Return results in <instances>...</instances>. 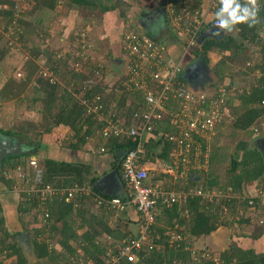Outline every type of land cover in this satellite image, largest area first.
Segmentation results:
<instances>
[{
    "label": "trees",
    "instance_id": "obj_1",
    "mask_svg": "<svg viewBox=\"0 0 264 264\" xmlns=\"http://www.w3.org/2000/svg\"><path fill=\"white\" fill-rule=\"evenodd\" d=\"M73 1L79 4L82 2L89 3L88 0ZM162 3L165 4L166 2L162 1ZM204 3L202 0H174L171 7L176 16L179 14L184 17L190 16L191 19H194L197 12L198 17H203L205 12L203 9ZM31 4L30 9L20 13L19 18L16 20L18 2L16 0H0V16H5L10 25L18 21L19 24L15 25V28H23V32H25L20 33L18 31L21 39H27L25 35L36 33L38 25H44L51 19L57 0H32ZM259 4L260 23L254 28L249 29L247 26H241L237 36L230 33L222 38H208L202 46L196 43L191 50L194 54V60L203 54L206 63L211 61L210 53L213 54L215 52L218 54L219 59L214 65V70L220 78V83L226 78L232 77L227 74L228 64L234 66L245 64L249 67L246 69L248 71L247 74L254 76V85L249 93L244 91L239 95L242 99V104L236 110V122L232 126V131H242V133H245L246 138L247 136L254 137L256 134L255 127L261 126L264 115V109L260 106L261 101L264 100V36H262L264 35V0H259ZM118 6L121 9V16L126 20V7L129 4L121 1ZM213 21L214 13L208 16L206 23L199 31V35ZM182 22L184 25V19ZM146 34L155 42L162 43L154 35ZM172 34L173 39L170 43L176 41L175 39L177 38L176 34L173 32ZM181 42L179 41L186 50V43L184 41ZM255 45L260 46L261 58L259 61L253 59V52L255 51L251 50ZM176 48L177 46L174 44L173 51ZM8 51V47L0 39V64L6 58ZM32 52L35 58H39L42 55L45 57L49 70L55 78L59 77L63 84L56 81L54 77L38 76L33 71L30 76L19 83H14L10 80L4 89L0 91V96L6 98L5 96L15 88L19 91L16 94H20L21 90L29 86L32 80H35L37 82V100L42 103L45 120L51 122V126L43 133H51L53 128L60 125L70 127L73 135L72 140L66 146L67 148L87 151L88 144H93L96 150L103 149L104 155L112 156L111 169L118 168L121 174L122 163H118L116 151L121 150L127 153L135 148L136 144L126 134L105 136L103 133V129L107 126L105 119L114 120L115 123H125L129 127L137 126L135 115L141 114L145 110L146 105L143 92L136 89L135 83L130 81L129 75L116 82L111 89L109 85L103 84L102 81L90 86L88 79L97 74L95 69L90 71L89 75L74 70L71 75H68V73H62L61 60L54 59L51 53H43L40 49H32ZM169 54L172 55L170 50ZM253 60L255 61L252 62ZM31 62L34 63L33 61ZM99 68L97 69L99 70ZM101 70H103L102 67ZM227 87L230 90L231 86L228 85ZM78 96L81 97L80 100L77 98ZM98 96L100 100L97 102L96 98ZM234 100V96L230 95L227 103L228 114L222 124L224 127L230 117L233 116L230 110L231 106L234 105ZM84 101L87 104L83 103ZM97 104L101 105L103 121L99 120V115L96 113L88 112L89 106ZM56 108H58V111L54 112ZM0 130L7 135H13L12 131ZM174 132L175 130H173L168 117L164 116L162 119L154 121L152 130L144 135L145 153L141 155L140 163L142 165L155 163L156 161L161 163V165L170 163L174 145L168 140L167 135ZM38 144H40V141ZM212 146L210 168H214L215 164L220 167L228 162L229 167L226 169L228 170V182L226 185H220V176H215L213 169H210L204 174V177H200L204 183L203 187L199 188L230 191L234 197L210 202L196 196L191 197L188 203L176 204L172 208L164 209L158 215L157 221L151 229V240H154V237L160 234V240H155V242L159 244L165 241L166 249L161 250L156 246L151 250L143 249L137 252L138 261L128 262L122 259L114 264L193 263L192 253L189 250L193 246V242L201 237L211 235L221 226L232 225L235 220L232 219L230 221V219L226 218L232 215L239 216L236 223L241 227L239 232H237L240 237H247V234L244 233L246 231L251 232L250 237L252 239H260L264 236V227H262L264 224V205L259 198L245 196L244 192L247 185H253L255 189L261 188L264 191L263 151L256 145L250 147L248 139L239 142L234 152L227 146L218 148L213 143ZM21 156L20 154L11 155L3 163L0 162V176H3L6 171L11 172L19 165H25L26 161H21ZM229 158H231V161ZM41 167L43 168L42 179L45 185H52L58 188L88 187L91 192L89 195L77 194L70 201L66 197H54L52 202L46 204V213L48 214L45 219L46 225L36 232L33 239V255L35 256L33 264H73L72 262L74 261L71 258L78 259L81 256L79 251L77 254V247L83 251L82 264H106L105 260L108 256H105L108 247L106 244L103 245L101 240L106 238L113 239L112 243H110L112 247L113 242H116V246L124 240H131L137 236L134 227L132 228L127 210L120 211L109 208L107 205L99 206L97 201H95L98 196L105 200L118 197L102 193L96 186V182L109 172L100 176L92 172V169L86 164L60 162L46 157L43 158ZM30 177L34 180L33 174ZM166 178L169 180H166ZM160 181H164L163 185L166 189L177 191H188L196 188L195 186L198 184L194 180H190L187 183L174 181L171 177L163 174H159L153 179L154 184ZM167 181H170V183H167ZM7 184H9L8 188L10 189L15 182L13 179H9ZM120 197L126 198V196L122 195ZM251 201H253L252 204L250 203ZM0 211H2L1 202ZM18 211L27 213L29 208L27 206L19 207ZM126 220L130 223H126L128 225L127 231H123V221ZM254 220L256 223L263 222L262 226L260 225V227L255 229L253 225L255 222L251 223ZM5 222V217L0 215V233L4 234L0 249L2 252H8L6 256L10 259L8 264H31L18 243L9 242L12 235H10L9 231L4 230L3 232ZM76 222L78 224L77 227L74 226ZM46 230L48 235H50L49 237L46 236ZM80 230H83V232L80 233ZM24 231H27V229ZM50 233L53 234L51 235ZM174 235L181 236L182 240L173 239ZM41 236L43 237L42 239L40 238ZM50 241H55V247L52 246L50 248L48 243ZM117 253L118 249L116 248L114 254L116 255ZM220 260L223 264H264V252L257 253L254 249H243L240 245H234L229 250L221 253ZM201 263L215 264L212 261ZM0 264H4V260H0Z\"/></svg>",
    "mask_w": 264,
    "mask_h": 264
},
{
    "label": "rangeland",
    "instance_id": "obj_2",
    "mask_svg": "<svg viewBox=\"0 0 264 264\" xmlns=\"http://www.w3.org/2000/svg\"><path fill=\"white\" fill-rule=\"evenodd\" d=\"M16 1L19 4L17 13L15 15L17 20L20 16V13H23L24 11L30 9V7L32 6V0ZM121 1L122 0H88L89 3L82 2L81 4H79L75 3L73 0H57V5L53 14L51 15V19L44 25H38L36 33H32L27 36L25 35L27 39L20 38L19 32H25H23V28H15V25L19 24L18 21H15L12 25H10L8 23V19L5 18V16L1 15L0 39L3 41L6 47H8L9 51L6 58L0 64V91L4 89V87L7 83L10 82V80H12L14 83H19L21 80H25L26 77L30 76L33 71H35L34 73H36V75L38 76L42 75V77H54L53 73L49 70L46 64L47 60L45 59V57L42 55L39 58H35L32 49H40L43 53H51L54 56V59L61 60L62 73H68V75H71L73 70L89 75L90 71L95 69L97 74L95 72L96 75L88 79V84L92 86L93 84L102 81L103 84L109 85V88L111 89V87H113L116 82L122 80L126 75H129L130 67H133L134 60L131 59L128 54L122 51L121 43H123V38L118 50L117 47H114L112 49V45H116L119 38H121L122 35L124 36L125 33L131 31H134L136 33L145 32V34L147 32L150 34L152 33V35L158 38L164 45L166 44L167 47H169L167 37H169L168 35L170 34L172 38V32H174L178 37V39H175L176 42L178 40L184 42L187 41L186 29L189 26L187 17H189V19L191 18L190 16L184 17L183 15L179 14L176 16L174 14V10L169 5L170 2H168V0H155V2H157L158 4V8L163 6L167 12L166 17L163 19V26L157 29L151 27L148 23H146L147 19L143 17L144 15L141 10L142 7L140 5L145 0H140L142 2L138 5L136 3H133V5H129L128 7H126V17L129 16L130 18H127L126 20L121 16V9L118 6V3H120ZM162 1L166 3L163 4ZM213 1L214 0H207L204 3V15L206 13L209 16L213 15L214 11L210 12L209 10L214 5ZM215 6L216 5H214V7ZM183 19L185 26L182 24ZM155 25H157V23ZM134 27L137 28L135 29ZM179 32H182L183 34L179 36ZM238 34L239 31H234L231 33V35L234 36H237ZM163 39H167L165 40V43ZM259 47L260 46L255 45L251 50L255 51L253 52V59L258 61L261 58ZM190 48L186 47L187 52L191 51L193 49V46ZM169 57L173 58L170 54ZM210 57L211 61H209V63H205L202 72L204 73L205 78L211 79V82L206 83L207 91L215 92L218 86L222 85L219 84L220 78L214 70V65L219 57L215 52L213 54L210 53ZM255 60H253L252 62H254ZM31 61H33L34 63H32ZM177 61L179 60L175 58L174 62ZM228 65L229 67L227 68V74H230V76H232L230 78L231 81H235V89L233 86H231L229 88V91L231 93V91L234 89V92L232 91L234 95L239 96L242 93L239 88L246 87L247 89V87L253 86L255 78L252 75H249V78H245V73H248L246 69L249 68L245 64H237L235 66L231 64ZM98 67H100L99 70L97 69ZM101 67L103 68V70H101ZM100 74L102 75L100 76ZM55 79L59 83L63 84L62 80L59 77H56ZM237 82H239L240 85L237 86ZM36 85L37 82L35 80H32L29 83V86L20 91V94H16L19 91L15 88L5 96L6 98L0 96V129L5 131H12L13 133V135H6L5 133L0 132V137H12L13 141H16L14 145H21L22 148L20 156L22 155L21 161H26V164L24 165L25 167H28L29 162L34 159L38 161V168L43 169L41 167L43 158H49L51 154H58L60 150L62 151L64 148H66L68 143L72 140L73 132L71 131L70 127L66 125H60L53 128L51 133H43L48 127L51 126V122H49V120H45L44 118L42 103L37 100L36 97L38 95L36 91ZM228 85L229 84H227L226 86ZM77 98L79 100L81 99V97L79 96ZM58 106L59 105L57 103V107ZM55 111L57 112L58 108H56L54 112ZM262 123H264V119L262 120ZM255 128H258L259 132H264V125L262 127L256 126ZM260 128H263V130L261 131ZM231 130L232 129L228 128L225 131L229 132V135L226 136V139L228 138V141H225L223 146L228 147V145H230L229 148L234 152L237 149L236 147L239 142L238 139L240 140L241 138V140L248 139L249 146L253 147V137L247 136L246 138L245 133H242V131ZM263 136L264 135L260 137ZM215 137L216 136H214L213 141L215 140ZM39 141L40 144H38ZM90 145L92 147H89L88 145L87 151H83L84 153H91L92 150H95L96 152V147H94L93 144ZM55 156L58 157L59 155ZM229 160L231 161V158H229ZM155 166H150L149 168L152 169L153 167L154 169H157V167L155 168ZM204 167L208 171H210V169H213V173L215 174V176H220V185L227 184L228 170L226 169L229 167L228 162L224 165H221L220 167L216 164L214 165V168H210V164L207 166L205 165ZM9 173H11V176L9 175ZM159 174L152 172L153 179H155ZM201 177H204V174H202ZM9 179H13L15 182V184L10 189L8 188L9 184H7ZM166 180L169 179L166 178ZM167 183H170V181H167ZM254 187L255 186L253 185H247L244 189L245 196L253 198L259 196V191H261L262 189H255ZM30 189L31 186L28 188L26 183L23 182L22 179L20 180L18 178V171H16L15 169H13L11 172L6 171V173H3V176H0V202L2 206L0 215L4 216L6 220L5 224L3 225V232L4 230L9 231L10 235H12V237H10L9 239V242L11 241L18 243V245L23 249V252L24 247H22L23 245L20 244V238L23 236V234H30V241L27 242H32L33 245V239L36 235V232L41 230V228L46 225L43 217L45 215L46 209H43L42 207L39 208L36 197L28 194V192H30ZM24 206H27V208H29V211L27 213L19 212V207ZM135 211L136 212H131V216L134 218H138V212L137 210ZM14 218L15 221H13ZM226 218L230 219V221L233 219L235 220V222L230 226H221L219 229L212 233L217 235L218 238L221 239V245L223 247L225 242L226 251L234 245L238 246L239 243H241L240 247H242L243 249L250 248L251 245L249 244V242L253 241L256 244H260V248H257V251L264 252V236L256 241H254V239L250 237L251 234H247V237H240L237 232H239L241 227L238 223H236L239 219V216L232 215ZM126 223L130 222L127 220L123 221V231H127L128 225ZM251 223H254L253 225L255 229L260 227V225L262 226L263 224V222L256 223L255 220ZM77 225V222L74 223L75 227H77ZM131 225L132 228L134 227L136 233H138L139 220L138 222L137 220H131ZM15 226H18L19 229L15 228ZM262 227H264V224ZM25 229H27V231H24ZM82 232L83 230H80V233ZM248 232L249 231H246L244 233ZM2 234L0 233V247L2 246L1 241L4 240V234ZM50 234L52 235L53 233ZM20 235L22 236L19 238ZM211 235L202 237L200 240V244L196 245L195 249L189 248L192 253L194 264H204L201 262L212 261H202L204 259L200 258H202L203 255H211L214 258H220V255L224 250L222 246L216 247L215 249L212 248V246L214 245L210 244ZM46 236H50L48 235L47 230ZM40 238L42 239L43 237L41 236ZM155 240H160V234L154 237V240H152L151 242L158 249H166L165 241L157 244ZM101 241L103 245L106 244V246L108 247L105 256H108V258H106L105 260L107 262L108 259H111L110 257H114V251L118 246H115L116 242H113L112 247L110 246V243H112L113 239L110 240L109 238H106ZM48 243L50 244V248H52V246L55 247L56 245L55 241H50ZM78 251L81 255L80 258H82L83 251L77 247V254ZM7 254L8 252H2L0 249V260H4V264H8L10 262V259L6 257ZM80 258H71V260L74 261L72 263L82 264L83 258ZM33 262H35L34 255L31 258L30 263L33 264ZM220 263L223 264L221 260Z\"/></svg>",
    "mask_w": 264,
    "mask_h": 264
},
{
    "label": "built area",
    "instance_id": "obj_3",
    "mask_svg": "<svg viewBox=\"0 0 264 264\" xmlns=\"http://www.w3.org/2000/svg\"><path fill=\"white\" fill-rule=\"evenodd\" d=\"M174 0H168L170 6ZM216 5L210 12L215 11ZM215 13V12H214ZM189 19L186 29L188 48L197 43L199 31L206 23L208 14ZM183 33L179 32V36ZM123 51L133 59V67H130V81L135 83L136 89L141 90L145 96V110L136 114L137 126H128L125 123H115L114 120L105 119L107 126L103 129L105 136L126 134L135 142V148L125 153L122 160L121 179L127 188L126 198L114 197L111 200L97 197L98 205H107L120 211L128 206L136 208L139 213V230L137 236L131 240H124L118 244V253L110 257L106 264H114L124 259L128 262L138 261L137 252L154 248L151 242V229L157 221L159 214L166 208H172L176 204L188 203L191 197H201L210 202L224 198L234 197L230 191L218 189L196 188L188 191L166 189L162 182L153 183L152 172L171 177L174 181L189 180L192 172H208L205 165L210 164L213 138L218 129L226 120L230 91L226 85H219L215 92L194 93L183 79L184 66L180 61L174 62L169 57V48L163 43H157L145 33L127 32L123 36ZM97 102L100 100L98 96ZM83 101V100H82ZM83 103L87 104L86 101ZM170 104V105H168ZM264 109V100L261 101ZM101 105L89 106V113L99 115L103 121ZM168 117L174 133L167 135L168 140L174 145L172 161L163 164L159 169L142 165L141 155L145 153L143 138L146 132L153 128L154 121ZM103 152L104 150L101 149ZM158 164H161L157 162ZM37 160H31L28 167L19 165L18 178L31 186L29 195L36 197L39 208L46 209V204L52 202L54 197H66L68 201L77 194L89 195L88 187L74 186L70 188H58L43 183V170L38 168ZM188 172V173H187ZM34 175V180L32 179ZM7 175V174H6ZM11 176V173H9ZM256 196L264 204V191H259ZM255 197V198H256ZM251 204L253 201L250 202ZM47 212V209L45 210ZM45 212L44 220L48 217ZM176 236V237H175ZM182 240L179 235L172 237ZM200 259L212 260L215 264H221L220 258L211 255H203Z\"/></svg>",
    "mask_w": 264,
    "mask_h": 264
},
{
    "label": "crops",
    "instance_id": "obj_4",
    "mask_svg": "<svg viewBox=\"0 0 264 264\" xmlns=\"http://www.w3.org/2000/svg\"><path fill=\"white\" fill-rule=\"evenodd\" d=\"M122 1H124V0H122ZM207 0H204L203 2H206ZM125 2L127 3V4H129V5H133V3H136L137 5L138 4H140L142 1H140V0H125ZM145 2V3H144ZM142 8H141V10H142V12L143 13H146V12H153V11H155L157 8H158V4H157V2H155V0H145V1H143V3H141V5H140ZM153 8H154V10H153ZM108 11V10H107ZM108 13H110V12H108ZM166 17V16H165ZM165 17H163V19L165 18ZM128 19H130L129 18V16L127 17ZM163 24H164V21L161 23V24H157V25H155L154 26V28L155 29H157V28H159V27H161V26H163ZM152 27V26H151ZM135 29L137 28V27H134ZM161 29V28H160ZM129 30H131V29H129ZM145 33V32H144ZM148 33V32H147ZM174 33V32H173ZM124 34V33H123ZM152 34V33H151ZM175 34V33H174ZM169 37H167V39H163V41H164V43H165V40H167V41H169V39H170V41L173 39V37L171 38V35L169 34L168 35ZM177 37V36H176ZM119 38V37H118ZM117 38V39H118ZM122 38H123V35H122V37L121 38H119V40L117 41L118 43H116V45H112V49L114 48V47H117V50H118V48H119V45H120V43H121V40H122ZM176 39H178V37L176 38ZM170 41L168 42V48H169V50H170V52H171V56H173L174 58H177L179 61H181L182 62V65L184 66V67H186L188 64H190L192 61H194V54H193V51L191 52V51H186L184 48H183V46L181 45V41L180 40H178L177 42L176 41H173V42H171L170 43ZM179 41L181 42V43H179ZM122 44V43H121ZM174 44H176V46H177V48L175 49V51H173V45ZM122 46V45H121ZM122 48V51H123V47H121ZM116 50V51H117ZM122 51H121V53H122ZM174 53V54H173ZM245 73V72H244ZM245 78H249L250 76H249V74H246L245 73ZM219 82H220V80H219ZM219 84H224V85H227V84H229L230 86H233L234 87V85H235V81L234 80H230V78H226L222 83H219ZM236 85L238 86V85H240V83L239 82H237L236 83ZM251 87L252 86H250V87H247V89H246V87H240L239 88V90L243 93L244 91H247L248 93L250 92V90H251ZM245 88V89H244ZM234 89H235V87H234ZM233 89V90H234ZM232 90V91H233ZM231 91V96L233 97V96H235V101H234V105L233 106H231L232 108H231V113L233 114V116L232 117H230V119H229V121H227V125L226 126H228V127H224V126H221L219 129H218V131H217V133H216V137H215V140L213 141V144L216 146V147H221V146H223L224 145V142L225 141H228V138L226 139V136L227 135H229V132H225L228 128H230V129H232V126H233V123L234 122H236V110H238L239 108H240V105L242 104V99H241V97L240 96H237V95H234V91L232 92ZM234 107V108H233ZM234 114H235V116H234ZM263 119H264V117H263ZM262 119V120H263ZM264 125V123H262L261 122V127ZM224 128H227V129H224ZM261 129V128H260ZM263 130V128L261 129V131ZM232 131V130H231ZM255 131L257 132L256 134H255V136L253 137L255 140H256V142L257 141H264V136L263 137H260V136H262V135H264V132H259L258 131V128H255ZM238 141L239 142H241L242 140H241V138H240V140L238 139ZM237 141V142H238ZM238 142V143H239ZM89 145V147H92L90 144H88ZM230 145H228V147H229ZM235 146V145H234ZM213 147V146H212ZM98 153H101V154H98ZM55 155H59L58 157L57 156H55ZM49 158L50 159H53V160H56V161H60V162H68V163H74V164H79V163H82V164H86V165H88L91 169H92V172H94V173H96V174H99L100 176L103 174V173H106V172H110V171H112V162H113V158H112V156L111 155H104V153L103 152H101V150H99V152H98V150H96V152H95V150H92V152L91 153H84L83 151H80V150H72V149H69V148H64L62 151L60 150L59 152H58V154H56V153H54V155L53 154H51L50 156H49ZM148 165V167H150V166H155V168L157 167V169H159V167L161 166V164H158L157 163V161L155 162V163H148L147 164ZM153 168V167H152ZM188 173V172H187ZM192 175H190V177H189V180L187 179L186 181H183V182H189L190 180H194V181H196V182H198V184L195 186L196 188H199V187H203V181L201 180V175L202 174H204V172L202 171V172H198V171H196V172H192L191 173ZM201 174V175H200ZM124 185V184H123ZM196 188H193V189H196ZM126 192H127V188H126V186L124 185V188H122V189H120L119 191H118V196H120V195H122V196H125V194H126ZM125 210H127L128 211V214H129V217H130V219L131 220H134V221H136L137 220V222H138V220H139V216H138V218H134V217H132L131 216V212H136L135 210V208L134 207H132L131 208V206H128ZM132 210V211H131ZM138 214V213H137ZM13 217V216H12ZM13 221H15V218H14V220ZM15 228H17V229H19V227L18 226H15ZM137 234V233H136ZM245 234H248V235H250L251 233L250 232H248V233H245ZM202 238V237H201ZM201 238H199V239H197V240H195L194 242H193V246L192 247H190L191 249L193 248V249H195L196 248V245H199L200 244V240H201ZM186 239H188V238H186ZM256 240H258V239H254V241H256ZM172 241H173V239H172ZM234 241H236V240H234ZM198 243V244H197ZM210 244L211 245H214V246H212V248L213 249H215L216 247H221L222 245V243H221V239L220 238H218V236L217 235H215V234H212L211 235V239H210ZM241 243H239L238 245H240ZM249 244L251 245V247L250 248H246V249H254L257 253L259 252V251H257V248H260V244H256L255 242H249ZM225 247H226V244H225V242H224V247L222 246V248H223V250L224 251H226V249H225ZM223 251V252H224Z\"/></svg>",
    "mask_w": 264,
    "mask_h": 264
},
{
    "label": "water",
    "instance_id": "obj_5",
    "mask_svg": "<svg viewBox=\"0 0 264 264\" xmlns=\"http://www.w3.org/2000/svg\"><path fill=\"white\" fill-rule=\"evenodd\" d=\"M215 30L213 28V23L198 37L197 43L199 45H203L204 41L208 38H222L224 36H216L214 34ZM205 56L199 55L194 61L188 64L185 68L183 73V79L186 80L187 85L191 91L194 93H206V83L211 82V79L205 78L204 73L202 72L205 65ZM213 81V80H212ZM215 83V82H214ZM9 147V148H7ZM7 148V149H6ZM21 145H14L13 141L5 140L4 138L0 137V162L3 161L11 155H19L21 152ZM125 152L121 150L116 151V157L119 164L122 163L124 158ZM264 157V151H263ZM123 181L121 179V174L118 168L113 169L109 173L103 175L97 182V188L102 192L110 196H118V191L124 188ZM126 196V194H125ZM22 235L19 236V238ZM23 237V241H22ZM20 239V244L24 247L25 255L31 261L33 257V245L30 241V234L24 233ZM26 240V241H24Z\"/></svg>",
    "mask_w": 264,
    "mask_h": 264
},
{
    "label": "clouds",
    "instance_id": "obj_6",
    "mask_svg": "<svg viewBox=\"0 0 264 264\" xmlns=\"http://www.w3.org/2000/svg\"><path fill=\"white\" fill-rule=\"evenodd\" d=\"M259 0H217L213 28L216 36L240 31L241 26L254 28L260 23Z\"/></svg>",
    "mask_w": 264,
    "mask_h": 264
},
{
    "label": "flooded vegetation",
    "instance_id": "obj_7",
    "mask_svg": "<svg viewBox=\"0 0 264 264\" xmlns=\"http://www.w3.org/2000/svg\"><path fill=\"white\" fill-rule=\"evenodd\" d=\"M166 14H167V12H166V9L162 6V7H160V8H157L155 11H153V12H146V13H143V17L145 18V19H147V22L146 23H148L150 26H152V27H154L155 26V24L157 23H159V24H161L162 22H163V17H165L166 16ZM142 18V17H141ZM186 51H187V49H186ZM175 59V58H174ZM178 60V59H177ZM181 62V61H180ZM182 63V62H181ZM184 68H186V67H184ZM184 71H185V69H184ZM1 131V130H0ZM5 131V130H4ZM1 133H3L2 131H1ZM7 135V134H6ZM4 139L5 140H9V141H13V139H12V137H9V136H7V137H5L4 136ZM14 142V141H13ZM16 143V141L14 142V144ZM253 145L255 146H257V147H259V149L260 150H262V151H264V141H257L256 142V140L253 142ZM7 148H9V147H7ZM6 148V149H7ZM25 149V148H24ZM9 157V156H8Z\"/></svg>",
    "mask_w": 264,
    "mask_h": 264
}]
</instances>
